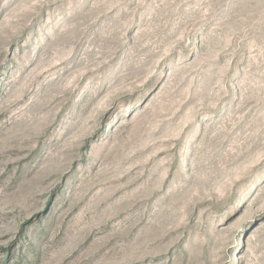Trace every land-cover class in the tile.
Wrapping results in <instances>:
<instances>
[{"label": "rangeland", "instance_id": "obj_1", "mask_svg": "<svg viewBox=\"0 0 264 264\" xmlns=\"http://www.w3.org/2000/svg\"><path fill=\"white\" fill-rule=\"evenodd\" d=\"M0 264H264V0H0Z\"/></svg>", "mask_w": 264, "mask_h": 264}]
</instances>
